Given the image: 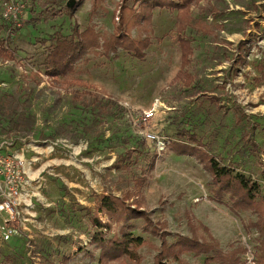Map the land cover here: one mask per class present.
<instances>
[{
	"label": "rangeland",
	"instance_id": "1",
	"mask_svg": "<svg viewBox=\"0 0 264 264\" xmlns=\"http://www.w3.org/2000/svg\"><path fill=\"white\" fill-rule=\"evenodd\" d=\"M9 1L21 13L15 60L0 59V143L12 144L27 186L8 241L1 237L0 216V264H100L83 208H94L104 194L124 195L128 176L116 169L117 158L126 148H142V140L145 153L158 154L140 192L160 234L136 220L131 231L147 241L140 262L109 264H156L164 233L169 244L192 235L188 214L196 226L209 228L224 253L242 248L240 263L257 264V216L232 212L227 198L215 202L210 173L167 143L188 128L223 165L259 183L264 195V0H206L193 8L202 25L186 32L194 49L186 68L195 79L191 88L176 78L182 64L176 12L155 10L144 60L122 50L110 57L89 54L74 73L53 81L41 71L40 41L68 35L75 25L111 34L120 0H104L95 15L94 1L83 0L73 18L64 12L69 0H0V17ZM149 112L154 116L144 122ZM23 113L28 120L17 128L15 117ZM146 133L164 141L165 149ZM116 232L114 227L108 237ZM205 258L182 256L189 264H204Z\"/></svg>",
	"mask_w": 264,
	"mask_h": 264
},
{
	"label": "trees",
	"instance_id": "2",
	"mask_svg": "<svg viewBox=\"0 0 264 264\" xmlns=\"http://www.w3.org/2000/svg\"><path fill=\"white\" fill-rule=\"evenodd\" d=\"M83 0H69L64 12L73 18L74 12ZM92 15L103 8L104 0H93ZM206 0H120L113 17V32L109 35L101 34L95 25H88L80 29L75 25L68 35L55 33L50 39L40 41L41 71L49 79L57 81L67 78L74 73L77 64L89 54L104 55L110 57L120 50L127 52L138 60H144L147 51L152 46L153 14L157 9L176 12V32L181 50V70L176 77L183 84L191 88L194 77L186 70L191 64L194 49L192 39L186 36L189 29L202 25L195 21L192 10ZM55 16L60 12H54ZM0 59L4 61L15 60V51L12 49L14 36H2L3 31L13 30L16 34L17 25L0 17ZM207 34L211 32L205 31ZM14 34V35H15ZM136 34V37L134 36ZM244 47L241 49L243 50ZM238 63H244L245 59L238 58ZM28 120L27 115L17 114L14 125L20 128ZM142 148L138 146L126 148L117 158L116 169L128 176V189L122 197L113 193L104 194L95 201L94 208L84 207L83 210L89 216V222L94 228L90 233L91 243L100 249V264H109L122 260L140 262L139 250L147 245L142 237L135 236L132 224L136 220H142L145 226L159 235V226L155 225L151 217L143 209L145 205L140 189L146 184L149 174L155 170L158 154L145 153L147 144L142 140ZM169 148L179 155L194 156L210 173L214 186V201L224 204L227 198L230 209L234 213L251 211L258 221L253 224L259 234L257 247V264H264V195L262 186L252 181L246 175L238 173L229 165H223L214 156L204 140L188 128L181 129L177 139L169 142ZM150 152V151H148ZM143 162V163H142ZM135 199L131 202L132 198ZM189 226L192 235L177 237V240L169 244L168 236L164 233L162 247L155 257L156 264H189L182 259L185 254L205 256L204 264H241L240 256L245 252L242 248H236L224 253L219 242L213 237L209 228L199 223L196 226L192 217L188 214ZM117 232L113 237L108 234ZM199 229L207 234V237L199 235Z\"/></svg>",
	"mask_w": 264,
	"mask_h": 264
},
{
	"label": "built area",
	"instance_id": "3",
	"mask_svg": "<svg viewBox=\"0 0 264 264\" xmlns=\"http://www.w3.org/2000/svg\"><path fill=\"white\" fill-rule=\"evenodd\" d=\"M21 10L12 2L5 4L2 18L17 25L19 23ZM11 29L7 36H14ZM153 112L145 114L144 122L153 118ZM146 137L156 141L160 149H165V142L154 134L146 133ZM169 145V142L167 143ZM11 143H0V216L5 218V224L1 228V237L8 241L15 233L14 224L19 217L18 207L20 199L26 190L27 179L24 165L20 159L10 153Z\"/></svg>",
	"mask_w": 264,
	"mask_h": 264
},
{
	"label": "crops",
	"instance_id": "4",
	"mask_svg": "<svg viewBox=\"0 0 264 264\" xmlns=\"http://www.w3.org/2000/svg\"><path fill=\"white\" fill-rule=\"evenodd\" d=\"M154 12H155V11H154ZM153 15H155V13H154Z\"/></svg>",
	"mask_w": 264,
	"mask_h": 264
}]
</instances>
